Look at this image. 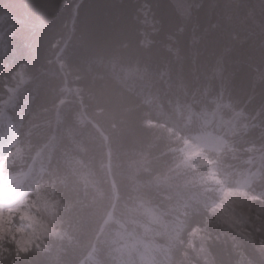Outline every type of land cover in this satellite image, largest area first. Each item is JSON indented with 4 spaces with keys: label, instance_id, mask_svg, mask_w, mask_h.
<instances>
[{
    "label": "trees",
    "instance_id": "obj_1",
    "mask_svg": "<svg viewBox=\"0 0 264 264\" xmlns=\"http://www.w3.org/2000/svg\"><path fill=\"white\" fill-rule=\"evenodd\" d=\"M188 2L182 14L172 0H0V47L7 49L0 52V103L19 78L27 81L8 110L17 131L4 170L41 169L27 179L48 201L33 244L19 252L1 241L0 264H81L93 242L95 264H136L149 246L162 254L166 239L172 258L161 263L183 264L196 230L212 236L213 264L257 261L248 238L210 213L216 187L208 178L194 182L199 170L208 177L207 168L177 165L185 164L186 136L174 116L198 86L220 82L223 116L240 114L228 151L209 158L226 180L260 157L262 178L250 192L264 201V0ZM114 65L145 74L143 96L118 84ZM101 197L106 210L97 222ZM112 208L114 221L106 223ZM110 239L114 253L106 249Z\"/></svg>",
    "mask_w": 264,
    "mask_h": 264
},
{
    "label": "rangeland",
    "instance_id": "obj_2",
    "mask_svg": "<svg viewBox=\"0 0 264 264\" xmlns=\"http://www.w3.org/2000/svg\"><path fill=\"white\" fill-rule=\"evenodd\" d=\"M172 2L182 14L189 12L188 0H172ZM0 50L1 53L7 52L5 46L0 47ZM59 57L61 59V54L57 55L58 59ZM108 62H110L109 64L114 63V61H110V59ZM103 66L105 67V65ZM20 79L21 78H19V80ZM21 82H25V80H22ZM214 83L215 84L209 82L210 86L208 87V90L214 92V94H217L218 97L220 91L223 90V87L220 82ZM211 87L212 90L210 89ZM67 88L68 85L64 84L63 89L67 90ZM204 88L205 87L203 86H198L197 90H203ZM180 89H183V87H179L178 90ZM14 90L15 89H9L7 97L4 99L7 105L13 104L12 97H18L17 95L15 96ZM75 92V89H73V93ZM201 94L204 95L205 93ZM213 96H211L209 100ZM61 101H67V98L62 99ZM226 106L227 105L225 103H221V107H223V109L218 115L223 114ZM0 109H3L2 106H0ZM239 114V112L235 111L232 115V120H236ZM157 128L161 130L163 129L162 127ZM3 141L4 137L0 131V144ZM195 148L197 151H194ZM2 151H4V149L0 148V161L2 159ZM180 153L181 155L179 158L182 156L185 157V164L179 161V163H177L178 166L187 168V164L189 163L192 168L206 167L207 161L203 157L202 150L199 146L190 144L189 142H184ZM248 160L251 161L252 159L248 158ZM194 177V182L201 183L202 185L207 180V175L203 170H199L198 173L195 172ZM198 177H200V179H198ZM16 184L17 182L15 177L5 175L0 170V242L4 241L5 243H8L9 241V243H13L19 251H25L33 244L34 232L39 228L38 226L41 225V222H43V220L39 217H36V215H41L42 217L44 216L45 210L48 207V201L46 203V200H44L43 197L44 195L41 193L36 200L32 201L31 203L29 202L25 208L20 209L19 207H21V199L17 197L12 190ZM211 212L212 216L219 220L221 224L226 225L227 228H230L238 235L248 238V240L253 244V247L256 251L257 261L252 264H264L263 201L252 198L244 192H224L221 190L220 201L211 210ZM19 217L25 221V223L27 221L29 222L27 226H24V229H18V227H16L17 222L15 218L19 219ZM209 235L210 233L205 230H196L191 234L189 248H186L182 255L183 262L185 260V263L183 264H198V262L200 264H213L212 258L207 249L208 242L212 238V236L209 237Z\"/></svg>",
    "mask_w": 264,
    "mask_h": 264
},
{
    "label": "bare ground",
    "instance_id": "obj_3",
    "mask_svg": "<svg viewBox=\"0 0 264 264\" xmlns=\"http://www.w3.org/2000/svg\"><path fill=\"white\" fill-rule=\"evenodd\" d=\"M63 49L64 48L62 45L61 48L58 50L57 55L62 54ZM113 67H115V69L114 68L112 69L114 71L113 72L114 75L112 77L118 82V84H122L124 85V87H128L133 92H136L138 97H141L144 95L145 91H143V88L148 87V84L146 83V80L144 78L145 74L137 70L131 71L130 70L131 68L128 66H126V68H121L118 65H114ZM22 80L24 79L21 78L15 87H9L7 90L9 91V89H15L14 91H20L21 87L23 86L22 85L23 82H21ZM73 89L77 91V88L74 87ZM201 93H205V94L203 95ZM203 98H205L204 99L205 101H202L200 104H198L199 101L202 100ZM209 98H210V93L208 92V86H206L203 90L193 91L189 100L183 102L182 104H178L177 111L174 116V126L176 130L181 133H184L186 137H190V138H194L195 136H204L206 138H209L210 136H208L209 134L207 133L210 131L212 127L211 117L212 116H214L215 118L220 117L221 114L220 115L218 114L223 109V107H221L220 100L218 99L217 96H213L210 99V104L207 103ZM143 101H145L148 104L149 109L153 111V114L155 116L162 117V114L164 112L160 111L161 107H159L156 103L154 104V102H150L149 99H146L145 97H143ZM225 126L229 128V126L227 125ZM47 149L48 148L44 150H47ZM194 151H197V149L195 148ZM252 163H253L252 169L257 173V175L260 178H262V174L260 173V167L263 165V163L254 161V160H252ZM166 174L167 173H164L163 175L165 178L166 176L168 177L169 175H176L177 173L176 171L172 170L169 172V174L167 175ZM41 175L42 174H40V176ZM186 193L189 194V197L194 196L192 191H188ZM112 211H113V208L110 210L109 213H112ZM169 222H170V219L167 218V223ZM95 241H96V238H95ZM170 241H173V240L166 239L162 244V247H161L162 255L158 257L162 259V261L164 259H167L170 261L172 258L171 250L169 246ZM113 245H114V242L111 239L108 240V243L106 244L107 246L106 249L108 252L114 253ZM117 247L118 245H116L115 249ZM150 247L155 248L154 246H150ZM95 251H96V242H93L91 249L88 252L89 254L86 256V258L91 259L93 255H95ZM159 264H162V263L160 262Z\"/></svg>",
    "mask_w": 264,
    "mask_h": 264
},
{
    "label": "clouds",
    "instance_id": "obj_4",
    "mask_svg": "<svg viewBox=\"0 0 264 264\" xmlns=\"http://www.w3.org/2000/svg\"><path fill=\"white\" fill-rule=\"evenodd\" d=\"M105 210H106L105 200L103 197H101V199L98 201L97 211H96V214L94 216V219L97 222L103 218V214H104Z\"/></svg>",
    "mask_w": 264,
    "mask_h": 264
}]
</instances>
